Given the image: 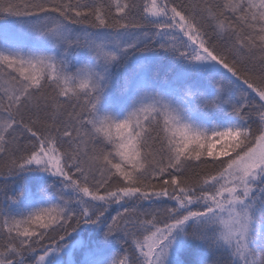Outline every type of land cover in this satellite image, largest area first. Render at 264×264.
<instances>
[{
	"label": "snow or ice",
	"instance_id": "6c2138e0",
	"mask_svg": "<svg viewBox=\"0 0 264 264\" xmlns=\"http://www.w3.org/2000/svg\"><path fill=\"white\" fill-rule=\"evenodd\" d=\"M0 264H264V0H0Z\"/></svg>",
	"mask_w": 264,
	"mask_h": 264
}]
</instances>
